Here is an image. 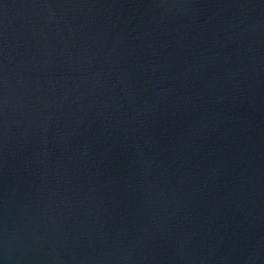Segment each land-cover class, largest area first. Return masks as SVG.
Listing matches in <instances>:
<instances>
[{
	"label": "water",
	"instance_id": "obj_1",
	"mask_svg": "<svg viewBox=\"0 0 264 264\" xmlns=\"http://www.w3.org/2000/svg\"><path fill=\"white\" fill-rule=\"evenodd\" d=\"M0 264H264V0H0Z\"/></svg>",
	"mask_w": 264,
	"mask_h": 264
}]
</instances>
